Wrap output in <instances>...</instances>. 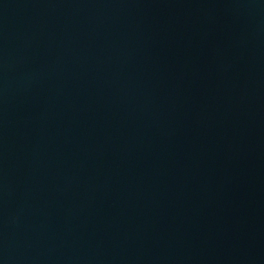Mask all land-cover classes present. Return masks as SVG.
Here are the masks:
<instances>
[{"label":"water","instance_id":"water-1","mask_svg":"<svg viewBox=\"0 0 264 264\" xmlns=\"http://www.w3.org/2000/svg\"><path fill=\"white\" fill-rule=\"evenodd\" d=\"M0 264H264V0H0Z\"/></svg>","mask_w":264,"mask_h":264}]
</instances>
